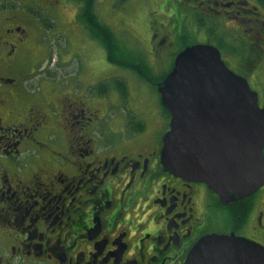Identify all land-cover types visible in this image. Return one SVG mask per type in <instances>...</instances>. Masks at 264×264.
I'll return each instance as SVG.
<instances>
[{
	"label": "flooded vegetation",
	"instance_id": "obj_1",
	"mask_svg": "<svg viewBox=\"0 0 264 264\" xmlns=\"http://www.w3.org/2000/svg\"><path fill=\"white\" fill-rule=\"evenodd\" d=\"M102 1L0 0V264H184L212 234L264 248V183L222 197L165 171L171 117L157 85L158 101L147 103L129 92L127 76L109 74L127 70L110 62L86 95L83 82L64 83L50 71L46 42L81 35L101 56L74 51L86 64L113 61L106 41L114 39L117 55L172 56L168 72L182 49L209 45L259 102L264 0H135L140 14L132 21L146 56L126 50L119 32L127 18L112 26Z\"/></svg>",
	"mask_w": 264,
	"mask_h": 264
},
{
	"label": "water",
	"instance_id": "obj_2",
	"mask_svg": "<svg viewBox=\"0 0 264 264\" xmlns=\"http://www.w3.org/2000/svg\"><path fill=\"white\" fill-rule=\"evenodd\" d=\"M156 85L171 117L160 156L165 171L205 182L222 197L263 185L264 108L216 48L182 49ZM184 264H264V248L212 234L195 244Z\"/></svg>",
	"mask_w": 264,
	"mask_h": 264
},
{
	"label": "rangeland",
	"instance_id": "obj_3",
	"mask_svg": "<svg viewBox=\"0 0 264 264\" xmlns=\"http://www.w3.org/2000/svg\"><path fill=\"white\" fill-rule=\"evenodd\" d=\"M117 2L114 4L118 6L120 9H116L115 11H111V8L109 7L108 2L102 1V7L99 9V11H103L105 13L104 18L107 17L109 23H111L112 26L116 25V21L120 17H126L127 18V31L126 32H119V35L121 39L123 40L122 44L126 45V50L130 48L131 50H134L136 54L140 52V54H144L147 52V44L145 43L144 39L141 42V40H138L137 34L140 33L136 27L134 26V20L137 15L140 14L139 9H137L136 2L135 0H116ZM99 6V5H98ZM106 10V11H105ZM135 16V17H134ZM129 23V24H128ZM137 30V31H136ZM122 35H121V34ZM67 37L65 38H59L57 36H52L49 41L47 40L46 42L48 43V47L50 49L49 53V58L51 60V63H53L52 66L48 67L50 71L52 70L56 77L61 78L65 82H83L80 87L85 88V94L89 95L92 94L93 88L92 86L95 85L98 79H102L101 76L106 77L103 73L109 72L107 71V64L110 63L109 61L107 62H96V63H86V64H79V61L77 62L78 58L74 57L73 52L78 51L81 53V55H84L85 53H90V55L93 58H101L100 52L98 48H94L92 45H88L87 43H83L81 41V35L78 34H71V35H66ZM68 38H72L75 40V46L78 47H73L70 46L68 43ZM125 48V47H124ZM120 53H118L119 55ZM121 55V54H120ZM124 57V55H121ZM60 57H62L60 59ZM169 57V58H168ZM162 58L163 60L154 59V57L148 58L146 56L145 58H142L146 64L150 66L151 69V74L153 77L155 76H161L164 72L167 71V68L170 66V61L172 56H168ZM164 59H167L165 61ZM63 60V61H61ZM81 60H84L82 58ZM46 68L45 76H50L48 74ZM123 73L125 76H127L128 81L127 87L129 89V92L131 94H134L135 92L140 94V97L144 99L145 102L149 103L152 101H158V96L157 92L154 88L153 85H149L147 82L143 81L141 78L139 79L138 77L128 74V70H121L117 68H112L111 71L109 72L110 75H118ZM53 81V80H51ZM103 81V80H102ZM158 82V81H156ZM155 82V83H156ZM141 90V92H140ZM261 105L264 106V98H261L260 101Z\"/></svg>",
	"mask_w": 264,
	"mask_h": 264
},
{
	"label": "trees",
	"instance_id": "obj_4",
	"mask_svg": "<svg viewBox=\"0 0 264 264\" xmlns=\"http://www.w3.org/2000/svg\"><path fill=\"white\" fill-rule=\"evenodd\" d=\"M113 35V34H112ZM114 39L113 41L111 42L112 45L109 43V40L106 41L108 45V49H109V58L112 59L113 61H109L117 66H120L124 69H127V70H131L135 73V75L138 76V78H141L142 80H144L145 82H147L150 86L153 85L155 86L158 82H160L164 76H166L167 72H164L161 76H155L153 77L152 74H151V70H149L148 66H146L143 62V59L142 58H139V59H135V55L134 54H131V52H125L126 54L122 53L119 51V53L121 55H124V59L123 57L119 54L117 55L113 48H115V44H114ZM113 51V54L111 55L112 53V50ZM118 57L122 58V59H117ZM133 58V59H132ZM158 81V82H156ZM156 82V83H155ZM117 87V86H116ZM118 88V87H117ZM119 89V88H118Z\"/></svg>",
	"mask_w": 264,
	"mask_h": 264
}]
</instances>
